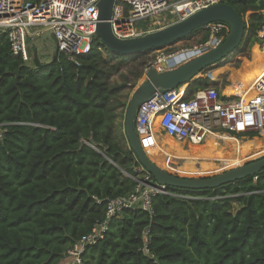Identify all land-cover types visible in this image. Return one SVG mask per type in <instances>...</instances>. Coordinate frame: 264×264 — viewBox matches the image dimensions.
Returning <instances> with one entry per match:
<instances>
[{
    "label": "trees",
    "instance_id": "obj_1",
    "mask_svg": "<svg viewBox=\"0 0 264 264\" xmlns=\"http://www.w3.org/2000/svg\"><path fill=\"white\" fill-rule=\"evenodd\" d=\"M218 2L241 17L244 46L257 39L264 0ZM206 39L204 31L199 43ZM262 48L254 46L228 75L225 95H255ZM135 56L112 54L92 39L86 54L73 60L58 54L36 68L13 56L0 34V264H63L73 244L105 219L106 200L133 190L125 174L135 176L136 162L121 123L147 63ZM209 82L197 78L188 90ZM256 176L187 191L189 198L155 195L151 216L122 210L101 240L83 248L81 264H264V170Z\"/></svg>",
    "mask_w": 264,
    "mask_h": 264
},
{
    "label": "built area",
    "instance_id": "obj_2",
    "mask_svg": "<svg viewBox=\"0 0 264 264\" xmlns=\"http://www.w3.org/2000/svg\"><path fill=\"white\" fill-rule=\"evenodd\" d=\"M99 0H40L31 3L19 0H0V34H5L10 52L23 62L30 64L32 56L26 39L39 33L53 35L58 54L73 60L77 55L89 51L97 21ZM218 0H115L110 26L112 34L121 40L142 36L153 31L167 13L174 22L194 12L217 3ZM173 22V23H174ZM172 24V23H171ZM203 30L207 39L193 49H181L170 54H160L147 62L143 75L150 68L158 72L171 70L186 61H180L189 53L198 56L222 42L228 33L223 23L206 25ZM185 55V56H184ZM264 73L254 84L255 97L244 102L240 96H228L212 86L191 93L186 85L182 91L177 87L163 94L156 93L137 110L135 129L143 149L142 138L152 133H163L182 143L197 145L209 134H226L237 139L261 137L264 134ZM2 130L0 129V136ZM135 176L125 174L135 182L133 190L125 196L105 202V219L97 224L90 234L82 238L66 252L63 264H81V252L85 246L93 245L103 238L110 218L125 209L138 208L152 215V198L155 195L186 197L187 191L165 189L159 185L135 160ZM253 182L257 176L252 177ZM147 230L143 232L146 236ZM142 251L148 254L146 243Z\"/></svg>",
    "mask_w": 264,
    "mask_h": 264
},
{
    "label": "water",
    "instance_id": "obj_3",
    "mask_svg": "<svg viewBox=\"0 0 264 264\" xmlns=\"http://www.w3.org/2000/svg\"><path fill=\"white\" fill-rule=\"evenodd\" d=\"M114 3L115 0H99L95 31L90 37L98 39L108 52L115 55H141L152 50L168 47L192 36L195 31L212 23H223L228 27L226 37L214 48L204 51L171 70L158 72L154 68H150L143 80L132 90L124 112L123 135L137 163L165 189H179L182 191L215 190L242 181L245 178L254 177L263 171L264 154H261L250 161L212 176H179L160 168L150 161L141 147L135 129L137 110L141 104L149 101L156 93L163 94L193 82L205 70L225 61L235 52L243 49L244 24L238 13L231 6L217 2L155 31L136 38L121 40L112 34L110 26ZM50 37L54 41L53 35H50ZM57 55L58 52L55 48V54L45 66H49ZM32 61L36 68L42 67L37 54L33 55ZM15 76H17V72H15ZM14 84H16V79Z\"/></svg>",
    "mask_w": 264,
    "mask_h": 264
},
{
    "label": "rangeland",
    "instance_id": "obj_4",
    "mask_svg": "<svg viewBox=\"0 0 264 264\" xmlns=\"http://www.w3.org/2000/svg\"><path fill=\"white\" fill-rule=\"evenodd\" d=\"M163 19V21L157 25H155L153 27V31L160 29L164 26L170 25L171 23L174 22V19L171 18L167 13L161 15V17ZM204 34V31L201 30L199 31V33L193 38V39H187V40H182L179 41L171 46L168 47H164L161 49H156V50H152L147 52L146 54H141V55H136L135 59H143L146 62H152L156 59L157 56H159L160 54H170V53H174V52H178L181 49H193L195 47H197L200 43L199 40L201 38V36ZM256 38L257 39H252L251 42H249L247 45L243 46V49H241L240 51L235 52V54L231 55L229 58H227L225 61L205 70L204 72L201 73L202 77H204L205 75L208 76L213 70L225 66L223 68H225V71L221 74H219L215 79L211 80L208 79L210 82L207 83V86H212L214 88H216L217 90H224V88L230 84V82H228V78L230 74H232V76L234 74L237 73L236 68L239 67L240 65V61L242 58H246V59H250L251 57V50L253 49L254 46H258L261 47L263 46V48L261 49V53L264 52V24L261 26V28H259V30L256 33ZM35 39H37L38 41H40V45L44 46V49L49 48L51 45H53V40L49 37L48 41H46V39L42 36H37ZM33 41H30L29 38L26 39V45L27 48L30 49V44ZM42 46V47H43ZM185 56V55H184ZM195 53L194 54H188L187 56H185L183 59H180V62L182 61H186L189 58H194ZM130 58V59H133ZM129 59V60H130ZM130 62V61H129ZM222 68V69H223ZM201 77V76H200ZM199 77V78H200ZM119 78V76H115L113 77L114 81H117ZM143 80V78H141L137 84H139L141 81ZM182 87V86H181ZM186 85H183V88H185ZM132 92V91H131ZM130 92V93H131ZM124 118V116H123ZM122 130H123V120H122ZM159 133V132H158ZM159 135L163 138H165L163 135V133H159ZM218 135V134H217ZM209 138V137H208ZM207 138V139H208ZM255 137L249 138V139H253ZM257 138V137H256ZM259 139H261V137H258ZM206 141V140H205ZM248 142H255L254 140L248 141ZM248 142H242V147L241 150L238 152V156H237V162H235L232 166L230 167H225L226 165L222 162H218V161H183L181 159H177V158H171L169 161V166L172 167V171H168L166 169V171L179 175V176H188V177H203V176H212L215 174H218L224 170L233 168L235 166L241 165L247 161H250L251 159H253L251 156V149L249 148V146L246 145V143ZM190 143H188L189 145ZM204 144V141H202L201 143L197 144L196 146H201ZM191 145V144H190ZM245 145V146H244ZM264 154V153H262ZM230 155L234 156L235 153L231 152ZM261 155V154H260ZM259 156V155H258ZM174 166V167H173ZM179 167L188 170V171H193L195 172V175H182L177 173V170ZM197 172H201L200 174ZM188 197V196H186ZM189 198V197H188ZM236 208V206H235Z\"/></svg>",
    "mask_w": 264,
    "mask_h": 264
},
{
    "label": "bare ground",
    "instance_id": "obj_5",
    "mask_svg": "<svg viewBox=\"0 0 264 264\" xmlns=\"http://www.w3.org/2000/svg\"><path fill=\"white\" fill-rule=\"evenodd\" d=\"M239 82L240 79L234 82L235 88L239 86ZM182 89L183 86L179 88L180 91ZM254 97L255 95L249 97L243 96V100L247 102L253 100ZM163 136L165 138L161 137L159 133H152L149 137H143L142 143L143 150L150 161L168 171H172V167L169 166L171 158H177L183 161H218L224 163L226 165L225 167H230L237 162L238 152L241 150V143L243 141H255L246 143L251 149V156L254 155L252 158L264 153V134H262L261 139H237L226 134H209L201 146L178 142L165 134ZM231 152L235 153V155H230ZM175 171L182 175H195V172L185 170L181 167ZM197 173L200 174L201 172Z\"/></svg>",
    "mask_w": 264,
    "mask_h": 264
},
{
    "label": "crops",
    "instance_id": "obj_6",
    "mask_svg": "<svg viewBox=\"0 0 264 264\" xmlns=\"http://www.w3.org/2000/svg\"><path fill=\"white\" fill-rule=\"evenodd\" d=\"M39 37V36H42V37H44L45 39H46V41H48V39H49V37H50V34L49 33H47V32H43V33H39V34H37L36 36H34L32 39H29L30 41H33V42H31V44H30V49H29V51H30V53H31V56L33 57V55L34 54H37V58H38V61H39V63L40 64H42V65H45V64H47L50 60H51V58H52V56L55 54V42L53 43V45H51L49 48H47V49H44V46L42 47L41 45H40V41H38L37 39H35L36 37ZM195 36H190V37H188V38H186V39H184V40H187V39H193ZM51 38V37H50ZM33 62V61H32ZM240 62H242V59H241V61ZM241 64V63H240ZM240 66V65H239ZM220 68V67H219ZM223 73V72H222ZM221 74V73H220ZM200 76L202 77V75L200 74ZM204 77H206V78H208V79H211V80H213V79H215V78H212L211 76H210V74L208 75V76H204ZM228 82H230L229 81V79H228ZM230 84H231V82H230ZM187 87H188V84H187ZM222 90V89H221ZM223 91V90H222ZM224 92V91H223ZM256 138V137H255ZM258 138V137H257ZM205 142V141H204Z\"/></svg>",
    "mask_w": 264,
    "mask_h": 264
}]
</instances>
